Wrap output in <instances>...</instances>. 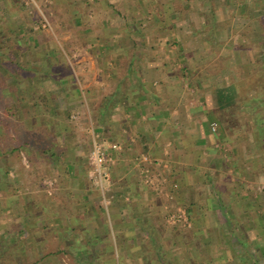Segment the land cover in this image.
<instances>
[{
    "label": "crops",
    "instance_id": "0c3cea01",
    "mask_svg": "<svg viewBox=\"0 0 264 264\" xmlns=\"http://www.w3.org/2000/svg\"><path fill=\"white\" fill-rule=\"evenodd\" d=\"M207 1L61 5L78 46L60 47V130L0 149V229L45 248L38 264H264V144L244 100L264 86V6ZM178 209L190 226L169 222Z\"/></svg>",
    "mask_w": 264,
    "mask_h": 264
},
{
    "label": "rangeland",
    "instance_id": "374dc122",
    "mask_svg": "<svg viewBox=\"0 0 264 264\" xmlns=\"http://www.w3.org/2000/svg\"><path fill=\"white\" fill-rule=\"evenodd\" d=\"M64 1L66 3V0H0V121L3 120L7 124L9 134H15L11 140L13 144L4 137L0 141V149L12 148L21 139L23 142L28 139L30 141L36 134L39 137L47 135L38 141L46 145L51 144L49 133L60 130L59 124H53V121L60 116L57 109L60 108V69L68 67L67 61L64 64L60 59V47L65 45L64 43L71 50L78 46L74 43L78 39L77 31L69 26L74 19L72 20L71 16L64 17L65 13L60 11L62 7L65 8L61 7ZM219 1L221 3L222 0ZM255 1H260V8L264 6L262 0ZM207 2L205 4L209 3ZM90 14L94 26L100 16L94 15L93 11ZM63 19L67 20L70 28L60 25ZM30 36V41H27ZM63 36L68 38L64 41ZM69 49L65 48V52ZM1 79H4L6 86H3ZM262 79L264 77L256 78L257 82ZM248 88L245 84V89ZM248 91L246 93H250ZM5 105L11 108V115L6 114ZM51 107L55 109L52 111ZM54 111L56 113H53ZM47 114L48 123L40 121L30 126L32 118L34 121L35 117L41 119ZM6 117H13L14 121H9L8 118L4 121ZM2 130L6 132L5 129ZM29 135L32 136L26 138ZM49 184H52L51 181ZM49 187L48 192L52 195L53 185ZM262 190L258 189V192ZM4 206L8 205L0 204L1 214L8 215V208L4 209ZM0 230V264H38L45 258V248L40 253V250L35 251L29 247L24 236H10L8 225ZM261 255H258L259 258H262ZM2 258L5 259L1 260Z\"/></svg>",
    "mask_w": 264,
    "mask_h": 264
},
{
    "label": "trees",
    "instance_id": "16d2710c",
    "mask_svg": "<svg viewBox=\"0 0 264 264\" xmlns=\"http://www.w3.org/2000/svg\"><path fill=\"white\" fill-rule=\"evenodd\" d=\"M7 44H6V48H7ZM258 48V50H260V48H264V43ZM258 57L256 58L258 64L263 63L264 64V57L260 58L259 53L257 54ZM13 79L15 80L16 78L13 77ZM4 79H1V82L3 84V86H6L5 81H3ZM264 85V84H262ZM263 91H261L260 93L254 94L253 96L244 99L246 102V108L248 109V112L250 115H254L256 116V121L253 123L254 128L256 129V131L258 132V134L260 135V142L261 144H264V86H263ZM251 102V105L248 102ZM248 105L250 107H248ZM5 109H6V114L11 115L12 111L11 108L7 107L5 105ZM8 117L4 118V121L7 119ZM0 126L2 129L6 130V133L8 132V126L5 122H3V120L0 121ZM13 144V141H10ZM12 148L20 150L22 148H24V143L23 140L21 139V141H19V143H17L16 145H14ZM5 258H2L1 260H3Z\"/></svg>",
    "mask_w": 264,
    "mask_h": 264
},
{
    "label": "built area",
    "instance_id": "2783aa9c",
    "mask_svg": "<svg viewBox=\"0 0 264 264\" xmlns=\"http://www.w3.org/2000/svg\"><path fill=\"white\" fill-rule=\"evenodd\" d=\"M213 131L217 130V126L214 125L212 128ZM116 145H113V148H116ZM91 162L95 166V179H97V182L100 186L103 185V171L102 168L104 165L108 162L107 154L105 152V149L102 148L101 144H98L97 142L94 145L93 152L91 154ZM110 159V158H109ZM169 222L172 224H179L182 223V225L190 226V221L187 218V215L184 210L178 209L176 213H172L169 215L168 218Z\"/></svg>",
    "mask_w": 264,
    "mask_h": 264
}]
</instances>
